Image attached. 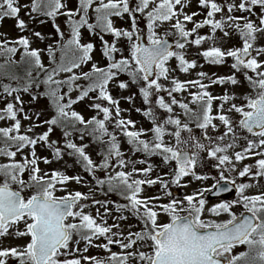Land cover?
<instances>
[{
	"label": "snow or ice",
	"instance_id": "6c2138e0",
	"mask_svg": "<svg viewBox=\"0 0 264 264\" xmlns=\"http://www.w3.org/2000/svg\"><path fill=\"white\" fill-rule=\"evenodd\" d=\"M192 7L193 0H0V21L14 19L22 33L0 39V120L10 121L0 127V264H264V190L246 194L264 181V0H196L197 10L187 11ZM117 18L127 26H118ZM49 21L53 33L31 27ZM206 26L209 32L201 34ZM234 37L240 46H225ZM189 46L212 65L230 58L232 74L199 71L194 80L173 75L203 67L187 54ZM173 59L176 68L170 67ZM244 81L250 91L242 103L235 102L241 98L235 92L209 91ZM113 89L129 94L114 96ZM25 94L29 105L43 100L46 109L26 111ZM137 97L145 107L135 111L150 128H136L122 115L121 100L135 106ZM79 104L95 114L86 118L74 107ZM44 111L51 114L42 120ZM55 129L63 147L51 139ZM120 137L130 146L127 155ZM86 138L100 145L99 159L90 155ZM38 146L49 155H39ZM136 153L141 158H132ZM154 156L168 171L152 176ZM249 157H256L254 163L238 167ZM212 161L218 176L197 172ZM54 162L63 166L40 167ZM76 167L82 172L69 174ZM233 173L249 182L237 184ZM208 179L215 183L190 194L172 191ZM72 183L88 190L72 189ZM155 185L157 194L145 195ZM232 188L236 199L208 204L205 193L219 196ZM97 190L123 202L97 199ZM93 206L95 215L85 211ZM221 214L228 218H214ZM238 245L247 250L234 254ZM92 247L107 255H86Z\"/></svg>",
	"mask_w": 264,
	"mask_h": 264
},
{
	"label": "rangeland",
	"instance_id": "374dc122",
	"mask_svg": "<svg viewBox=\"0 0 264 264\" xmlns=\"http://www.w3.org/2000/svg\"><path fill=\"white\" fill-rule=\"evenodd\" d=\"M21 2H25V0H21ZM75 3V0H73V4ZM193 10H197V7H196V0H193V7L191 9H187V11H193ZM239 14V13H237ZM21 16L27 20L28 17L27 16H24L23 14V11L21 12ZM218 18V16H217ZM196 19H202V16H198L196 17ZM58 23L61 24V26L63 27V18H59L57 20ZM116 23L118 26H127V23H125L124 21H121L119 20L118 18L116 19ZM140 26L141 28H145L146 27V24L143 20H141L140 22ZM31 27H35L36 30H40L46 34L48 33H53L54 32V29L52 28V24H51V21H49L48 23L44 24V25H31ZM188 27L191 28L192 25L191 23L188 24ZM168 29V25L165 24L163 25L162 28L158 29V31L161 33V35H163L164 31ZM209 32V29L208 27L206 26L205 28L203 29H200V33L201 34H207ZM22 33L19 32V30L15 27V21L14 19H11V18H5L3 21H0V39H4V38H8V39H13L19 35H21ZM87 35V34H86ZM222 35L221 33H217V36H220ZM91 38V37H89ZM106 39H111L110 36H106L105 37ZM169 39L175 41L176 37L174 35L172 36H169ZM145 41H146V31H145ZM95 42L97 43V50L96 52L94 53L95 56H99V41H98V38H95ZM233 44H235L236 46H240V41H239V38L238 37H234L230 42L226 43L225 46H232ZM33 46H39L41 48L45 47V43L44 42H39V41H34V44ZM209 44L208 43H205L204 45H202V47L206 48L208 47ZM127 51L124 52V55H127ZM187 54L191 57V58H196L197 59V62L198 64L200 65H203L202 68L200 67H197L196 69H193L191 70L189 73H182V72H179V71H176L173 73V75H176L178 76V78H180L181 80H194V79H197V76H196V73L199 72V71H205L207 72L210 76L215 73L217 75H230L232 74L233 70L231 69L230 67V64H231V59L229 58L227 63L223 64V65H212V64H209V63H206L204 61V59L202 57H197V49L195 46H189L187 48ZM19 58V53H17L16 55V59ZM44 60H45V63L47 64V55L46 53L44 54ZM261 59H264V57H261ZM3 58L0 57V61H2ZM170 64V67L172 68H176V60L173 59L169 62ZM237 77L241 80H243V77L240 73H236ZM122 79H127L126 76H122L121 77ZM164 83H167L166 81H162ZM204 83H207V80L204 81ZM197 89L196 88H190V91H196ZM132 92H136L137 89L135 86L132 87L131 89ZM209 91L212 92L213 95H221L224 91H229V92H235L237 94V96L241 97L240 99H237L235 102L236 103H242L243 102V99H242V94L244 93H247L250 91V89L248 88L247 86V82L244 81L243 84L241 85H236V86H233V85H230V84H225V85H219V84H216V85H212L210 88H209ZM128 95L129 93L128 92H123L121 93L118 89H113V95L114 96H119V95ZM177 95V98H181L180 97V94H176ZM184 97H186L187 99H190V97H188V94L187 93H184L183 94ZM165 98L167 99L166 95H165ZM22 99L25 101V110L27 111L28 108H34L35 110H45L46 109V101H41L39 104L37 105H29L28 104V101L30 99V97H28L26 94L25 95H22ZM216 103H219L218 101ZM193 108H195L196 106L195 105H191ZM0 107H3V103H0ZM77 108L78 111H81L85 116L86 118L95 114L92 110L90 109H87L86 106L84 104H79L77 106H74ZM135 107H140V108H143L145 107V105L142 103L141 99L139 97H137V100H136V103H135V106L127 103L126 101H123L121 100V108L122 109H125V111L122 113L123 116H125L126 118H130L134 121H136V128H150L151 127V122L149 120H147L141 113L139 112H136L135 111ZM128 109H131V111H128ZM176 112L179 113L180 112V109L177 108L176 109ZM50 112L49 111H44V115L41 116V119H47L49 118L50 116ZM163 114V113H162ZM33 119H35L33 117ZM10 123V121H7V120H0V127H3V126H7L8 124ZM23 123V126L24 127H27L29 121H26V120H23L22 121ZM216 123H219V121H216ZM109 127L111 128V125H109ZM193 129H194V133L199 136L200 135V130L199 129H196L194 126H193ZM23 131V128L21 129ZM44 128H40V129H37L36 131H43ZM221 131H223V129L221 128ZM51 139H55V140H59L60 141V145L61 147H63V137H62V133H61V130L60 129H55L53 134L51 135ZM121 139V149L122 151H124L127 154H129V149H130V146L127 144L126 140H124L123 137H120ZM166 139H168L166 137ZM79 142V141H77ZM85 143H87L89 145L88 147V151L90 153V155H92L93 159H99V156H98V153L102 150L100 145L97 144L95 141H92L90 138H86V140L84 141ZM240 146L243 147L245 146V142L243 140L240 141ZM236 150H239V148H237ZM37 152L39 155H49V152L44 150L43 148H40L38 146L37 148ZM141 155L140 153H136L134 157V159H139L141 158ZM17 159H20L19 156H17ZM256 157H249L247 159H245L244 161L241 162V164L238 165V167L242 168L243 164H251V163H254ZM5 158L4 157H0V163L4 162ZM65 160L68 161V163H71V158H68L67 156L65 157ZM151 162L156 165L157 167L154 169L153 173H152V176H155L157 174L158 171H168V169L166 167H163L161 165V158L159 156H154L151 158ZM212 163H215V161H212V162H209L207 163L203 168L201 167H198L197 168V172H209L212 176H218V170L213 168L212 167ZM63 166V162H60V163H52L50 165H45L43 163L40 164V167L44 170H48V169H54V168H60ZM146 165H140V164H137L136 167H145ZM68 172L69 174H75V173H78V172H82V169L79 168V167H76L74 169H68ZM84 175L89 179L91 180V177L90 176H87L86 173H84ZM98 175L100 176H103L104 174L102 172L98 173ZM233 178L236 180V183L239 184V183H242V182H249V178L248 177H239L238 175H236L235 173L232 174ZM186 179H191V177L189 178H186ZM215 181L213 179H208V180H205V181H195L193 180L192 184L187 187V188H175L173 187L172 188V191L174 192V194H177L179 196H183L184 194L188 193L190 194L194 189H198V188H201V187H209L211 186L212 184H214ZM70 188L72 189H78L82 192H86L88 189L82 185H77L75 183H72L70 185ZM158 189H159V185H155L151 188H147L146 187V191H145V195H155L157 194L158 192ZM261 190H264V181L261 182V185L259 188H256V187H253L251 189H248L246 190V194H254L256 193L257 191H261ZM28 193H25V195H27ZM57 195H63L64 193L63 192H57L56 193ZM207 194L208 193H205V197L207 198ZM96 198L97 199H100V200H104V199H110L112 201H117V202H123L120 197L115 194V193H109L107 196H105L102 192H100L99 190L96 191ZM237 198V197H236ZM234 198V199H236ZM208 204L211 205V204H214V203H218L220 202V200L222 199H208ZM224 200V199H223ZM166 202V201H164ZM111 207V205H110ZM91 211L93 215H95V206H93L91 209H85V211ZM234 210L239 212V211H242V206H234ZM101 213H103V209H101ZM216 219H220V220H223V219H227L228 216L227 214H221L220 217H214ZM113 221L111 219L108 220V223L111 224ZM128 222H131L133 224H135V220H130ZM128 222H125V223H128ZM103 241H98V243H102ZM4 244H16V243H23V240H19V241H14V240H7V241H3ZM113 251H120V249L118 248V246H113L112 248ZM246 246H243V245H238L235 249H234V254L240 252V251H246ZM86 255H96V256H106L107 253H105L102 249H98V248H95V247H92V248H89V251L88 253H85Z\"/></svg>",
	"mask_w": 264,
	"mask_h": 264
},
{
	"label": "water",
	"instance_id": "95a60500",
	"mask_svg": "<svg viewBox=\"0 0 264 264\" xmlns=\"http://www.w3.org/2000/svg\"><path fill=\"white\" fill-rule=\"evenodd\" d=\"M170 43H173L174 46V41L170 40ZM223 183V182H222ZM236 196V190L235 188H232V190L230 192H225V193H221L219 196H215V195H207L208 199H224V200H232L234 197Z\"/></svg>",
	"mask_w": 264,
	"mask_h": 264
}]
</instances>
